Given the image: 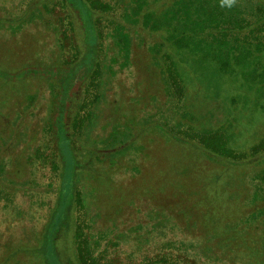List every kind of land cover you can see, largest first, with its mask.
<instances>
[{"label":"rangeland","instance_id":"rangeland-1","mask_svg":"<svg viewBox=\"0 0 264 264\" xmlns=\"http://www.w3.org/2000/svg\"><path fill=\"white\" fill-rule=\"evenodd\" d=\"M83 1L0 0V264H264V0Z\"/></svg>","mask_w":264,"mask_h":264},{"label":"trees","instance_id":"trees-1","mask_svg":"<svg viewBox=\"0 0 264 264\" xmlns=\"http://www.w3.org/2000/svg\"><path fill=\"white\" fill-rule=\"evenodd\" d=\"M155 1H159L158 3L159 5H162L165 2L170 1L171 5L181 4V6L182 5L185 6V9H186L185 13H187V15L192 18L191 25L187 27V23H186L185 25H183V27L178 28V26H175V24H173L175 27H173L170 31V34L168 36V41L170 42L169 44L177 46L181 44L182 41L190 40L194 32L198 28V25L201 24L200 19H198L201 17V14H200L201 8L199 10V8L196 7L194 0H155ZM170 3H169V6H170ZM83 6L88 7L90 10H94L101 14H107L111 12V6L107 4L106 2H101L100 0H84ZM169 6L167 8L160 9V12L162 11L160 16H158L157 8H153L151 6L152 11H151V14L146 15V18H145L146 21L149 20V22H152V24H154L153 25L154 28H156L159 25H163V24H166L167 26H169L171 22L173 23L172 11H170L172 9H170ZM153 18H155L154 21H153ZM230 22H231V25L236 28H241L244 26V21L232 20ZM213 23H216V22H213ZM216 26L220 27L221 25L218 22ZM122 41H126V42L129 41L128 35L124 34V36H122V39L120 41L121 44H122ZM127 54L128 52H126V55ZM32 70L33 69L31 70L23 69L21 71H17L16 74H12V75L17 76L18 82L19 81L23 82L25 77H27V75H30ZM1 77L3 76L0 75V78ZM5 78L7 79L2 78L5 82L4 84H2L3 82L0 80V89L2 88L9 89L10 87L13 86L11 78H8L7 76ZM8 80L11 81L10 82L11 85H9V83L7 82ZM85 121L86 123L90 122V120L88 119ZM60 163L57 165L54 164V167L57 168L59 165H61ZM74 209H76V206H74ZM81 231L82 230H80V228L77 227L76 232L74 234V239H73V245H74V250H75L77 261L80 264H102L99 259H97L95 256L92 255V253L90 252V249L87 248V243H86L87 238H84L82 241L80 240ZM81 235L83 234L81 233ZM84 235L86 236L85 233ZM158 263H160V261L158 262L157 260H149L148 262H145V263L142 262V263H132V264H158ZM107 264H113V263L111 262Z\"/></svg>","mask_w":264,"mask_h":264}]
</instances>
